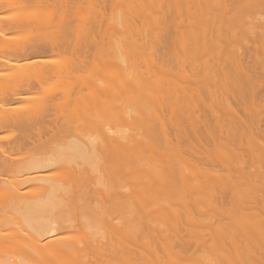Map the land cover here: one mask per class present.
I'll use <instances>...</instances> for the list:
<instances>
[{
  "label": "bare ground",
  "instance_id": "bare-ground-1",
  "mask_svg": "<svg viewBox=\"0 0 264 264\" xmlns=\"http://www.w3.org/2000/svg\"><path fill=\"white\" fill-rule=\"evenodd\" d=\"M141 1L0 0V264H264V0ZM246 7L261 9L258 24ZM117 9L134 11L119 26L135 29L131 51L142 65L124 58L126 69L99 79L102 65L115 71L121 62L122 45L106 49L117 26L105 23ZM120 90L127 96L116 104ZM141 133L145 140L134 138ZM60 139L90 165L70 173L60 165L68 172L59 176L57 153L32 156L48 145L57 152ZM27 155L46 175L12 172ZM202 182L206 194L187 200ZM176 202L181 215L172 213ZM205 204L203 223L196 213ZM58 206L124 212L91 216L107 235L79 227L83 238L56 225L54 213L45 217ZM206 236L221 260L204 259Z\"/></svg>",
  "mask_w": 264,
  "mask_h": 264
},
{
  "label": "rangeland",
  "instance_id": "rangeland-1",
  "mask_svg": "<svg viewBox=\"0 0 264 264\" xmlns=\"http://www.w3.org/2000/svg\"><path fill=\"white\" fill-rule=\"evenodd\" d=\"M139 1L142 2L141 0H139ZM139 1L136 0L135 3L139 2ZM140 2H139V3H140ZM143 2H144V1H143ZM143 2H142V3H143ZM145 2H146V1H145ZM139 3H138L137 5H135V6H139V5H140ZM142 3H141V4H142ZM123 7H124V6H123ZM248 7H249V6H248ZM121 8H122V7H121ZM250 8H251V6H250ZM250 8H247V7H246L247 11H246L245 8L243 9V10L245 11V12H244V11H243V12L246 14V16H247V14H248V15L250 14L249 17L247 16V17H248V18H247V19H248L247 21H250L249 18H251V20L253 19L254 21H256V20L262 15V13H264V10H263L262 13L260 12L261 15H260V14L258 15L257 12H258L259 10L261 11V9H258V8H255V9H254V7H253V9L249 10ZM124 9H125V7H124ZM122 10H123V8H122ZM122 10H121V9H117V10L114 11V13H113V12H110L111 10H110V11L108 10L107 14H108L109 12L112 13V14H110V13L108 14V15H110V16H108V17H109L108 20H107L108 22L106 21L107 24L105 23L106 28H107L108 26L110 27V28L108 27L109 30L112 29L111 26H112L113 28H114L115 26H117V28L115 27V28H116V31H115V32H114L115 29H114V30H113V29L111 30V31H113V33L111 32L112 35H111V34H110V35L113 36V37H112L113 39L111 38L112 40H111V39L108 40V44L106 43L108 48H106V49H109V50H110L109 47H111V49H112V47H113L112 50L115 51V50H114V49H115L114 46H116L117 48H118V46L121 47V48L124 47V49H122L123 54H122L121 56H120L121 52H119V51H121V50L118 49V51H116V52L118 53V55H117V56H118V57H117V58H118V62H120V61H121V62H120V63H117V61H116L117 59H116V60L114 59V61H116V63H117V64H115V65H118V64H119L117 68H116V67L114 68L115 71L111 70L112 68L110 69V66L108 67V66L105 65V67L108 68L107 70H106V68L104 67V65H102V68H100V67H101V66H100V67H99L100 69H98V70L96 71V74H97V75L95 74V76H96L97 78L101 77V78H99V79L105 78V80H106V77L109 75V73H110V75H112L113 72H115V76H116V75H117L116 70L119 68L120 64H122V65H121L122 68H123L124 65L127 64V66H128V64H130V63H133V65L136 64L138 67L140 66V64L142 65V63H140V62H141L140 57H137L138 54L136 55L134 52L131 51V43H132V38H131V37H132V34L135 33V29H134V31H132V29H126V30H124V29L122 28V26H121V27L119 26V25H121V24H124V25H125V20H127L129 17H132L131 15H133L132 12H134V11L132 10V11L130 12L131 15H129V14L127 15V14H126L125 12H123ZM248 10H249V12H248ZM118 11H119V12H118ZM121 11H122V12H121ZM127 11H130V10H127ZM250 11H251V12L253 11L254 13H255V12H256V13L254 14V13L252 12V14H253V15H252V14L250 13ZM127 13H128V12H127ZM244 13H243V16H242V17H245ZM258 13H259V12H258ZM111 15H112V16H111ZM256 15H257V16H256ZM263 15H264V14H263ZM250 16H251V17H250ZM258 16H259V17H258ZM112 17H113L114 21H113L112 19H110V18H112ZM252 17H253V18H252ZM257 17H258V18H257ZM263 17H264V16H261L258 20L262 19ZM126 18H127V19H126ZM254 18H255V19H254ZM129 19H130V18H129ZM109 20H112L113 22H112V21L109 22ZM242 20H244V18H243ZM258 20L256 21L257 23H256V22H253V24H254V23L258 24V22H259ZM129 21H130V20H129ZM245 21H246V20H245ZM116 22H118V23L113 25V23H116ZM119 22H122V23H119ZM126 22L128 23V20H127ZM111 23H112V24H111ZM108 24H109V25H108ZM107 25H108V26H107ZM110 25H111V26H110ZM126 25H127V24H126ZM128 25H129V24H128ZM124 28H126V27H124ZM127 28H128V27H127ZM107 33H108V31H107ZM108 35H109V34H108ZM106 36H107V35H106ZM106 36H105V37H106ZM111 36H110V37H111ZM110 37H109V38H110ZM107 38H108V36H107ZM105 39H106V38H105ZM113 40H114V41H113ZM105 41H106V40H105ZM109 41L112 43L111 45L109 44ZM106 42H107V41H106ZM115 42H116V43H115ZM118 42H119V45H118ZM114 43H115V44H114ZM108 45H109V46H108ZM112 45H113V46H112ZM121 45H122L123 47H122ZM116 50H117V49H116ZM123 50H124L125 52H124ZM113 51H112V52H113ZM108 52H109V51H108ZM131 52H132V53H131ZM110 53H111V51H110ZM113 53H115V52H113ZM125 53H126V54H125ZM111 54H112V53H111ZM124 54H125V57H124ZM131 54H135L134 57H133V55L131 56ZM115 55H116V54H115ZM128 56H129V57H128ZM112 57H114V54H112ZM115 57H116V56H115ZM115 57H114V58H115ZM119 58H120V60H119ZM124 58H125L128 62H126ZM138 58H139V59H138ZM112 60H113V59H112ZM122 60H124L123 63H122ZM125 62H126V64H125ZM136 65H135V66H136ZM130 66H132V64H130L129 67H130ZM111 67H112V66H111ZM125 67H126V66H124V68H125ZM119 69H120V68H119ZM125 69H126V68H125ZM125 69H124V70H125ZM128 69H129V68H128ZM110 70H111V72H110ZM117 72H118V71H117ZM120 72L122 73L121 70H120ZM120 72H119V73H120ZM125 72H126V71H125ZM129 72H131V69H130V71L127 70V73H126V74H130ZM121 73H120V74H121ZM123 73H124V72H123ZM126 74H125V75H126ZM110 75H109V76H110ZM109 76H108V77H109ZM113 76H114V75H113ZM115 76H114V78H115ZM121 76H124V74H121ZM137 76H138V75H137ZM109 79L112 80L113 77H112V78L110 77ZM173 79H174V78H173ZM134 80H135V79H134ZM138 80H139V79H138ZM141 80H142V79H141ZM174 80H175V79H174ZM176 80H177V78H176ZM135 81H137V79H136ZM177 81H179V79H178ZM177 81H176V82H177ZM139 82H140V81H139ZM174 82H175V81H174ZM177 83H178V82H177ZM174 84H175V83H174ZM149 89H150V88H149ZM152 89H153V88H152ZM150 90H151V89H150ZM169 90H170V89H169ZM120 91H122V90H120ZM120 91H119V92H118V91H115L116 93H118V95H116V97H114V98L116 99V102H117L118 100L122 99V100H120V102H119V103H122V102H123V98H126L127 95H124L123 91H122V92H120ZM150 92H151V91H150ZM163 92H167V91H163ZM116 93H114V94H116ZM120 93H121V94H120ZM147 93H148V94H151V93H149L148 91H147ZM152 93H153V92H152ZM114 94H110V95H111V96H112V95L115 96ZM119 94H120V95H119ZM110 95H109V96H110ZM124 96H125V97H124ZM112 98H113V97H109V98L107 97V100H112ZM114 98H113V101H114ZM125 100H126V99H125ZM125 100H124V101H125ZM113 101H110V102L112 103ZM121 101H122V102H121ZM104 102H107V101H106V98H105V101H104ZM108 102H109V101H108ZM116 102H115V103H116ZM116 104H118V102H117ZM135 106H136V108H137V107H139L140 105H139V104H136ZM133 107H134V106H133ZM133 107H132V108H133ZM140 108H141V106H140L139 108H137V109H138L137 111L141 110ZM133 110H134V109H131V111L133 112V113H131V114H132V115L135 114V116L138 118V116H137L138 114L136 115V113H137V112H136V109H135V111H133ZM139 112H140V111H139ZM141 112H142V111H141ZM158 112L160 113V111H157V113H158ZM149 114H150V113H149ZM149 114H147L148 117H146V115H145V118H146V119H144V120H148V118H149V121H150V120H152V119L154 118V116L149 117ZM155 114H156V113L154 112V113H152L151 115H155ZM139 115H140V114H139ZM142 115H144V114H142ZM142 115H141V117H142ZM156 115H157V114H156ZM132 117H133V116H132ZM141 117H140L139 119H141ZM155 117H156V119L158 118L157 116H155ZM134 118H135V117H134ZM143 118H144V117H143ZM143 118H142V119H143ZM150 118H151V119H150ZM154 119H155V118H154ZM156 119H155V120H156ZM134 122H138L136 118L134 119ZM124 123H125V122H122V121H121L120 124H123V125H124ZM125 124H127V123H125ZM133 124H134V123H133ZM135 124H137V123H135ZM114 125H116V123H115ZM123 125H120V126L123 127ZM129 125H131V126H129ZM129 125L127 124V126H129V129H128V128L126 129V127H127L126 125H125L126 127H125L124 129L128 130L127 132L129 133V132H130V128H131V127H134V128H131V131H132V133H133V131H135L133 135H135V133H136V135H137V134L139 133L138 128H136L137 126H136V125H135L136 127H135V126H132V122L129 123ZM117 126H119V125L117 124ZM122 127H118V128H122ZM114 128H116V127L114 126ZM133 129H134V130H133ZM136 129H137V130H136ZM116 130H118V129H116ZM120 130H123V129H120ZM136 131H138V132H136ZM141 131L143 132V135H144L145 137H147V138L149 137L148 134H147L146 132H145V134H144V130L141 129ZM130 134H131V132H130ZM146 134H147V135H146ZM140 135H141V138H138V137H136V136H134V138H137L138 140H139V139H143V140L146 139V138L144 139V138L142 137V133H141ZM0 136H1V135H0ZM137 136H139V134H138ZM132 137H133V136H132ZM139 137H140V136H139ZM67 138H69V137H67ZM67 138H66V139H67ZM134 138H132V139H134ZM63 139H64V138H63ZM63 139H62V140H61V139L58 140V142H59V141L63 142ZM66 139H64V140H66ZM70 140H71V139H70ZM70 140L68 139V140H66V141L68 142V141H70ZM0 141H1V140H0ZM56 141H57V140H56ZM56 141H55V142H56ZM61 142H60V143H61ZM67 142L64 141L63 143H61V145H60V143H57V144L53 143L54 146L58 145V146H56L57 148L55 147V148L53 149V150H55V149L57 150V152H55V153H54V151H52V147H51V146H50L51 149L49 150L50 147H49V145H48V146L42 148V149L39 151L40 153H39V152L37 153V154H39V155H37V154H36V155H33V154H32V156H33L34 158H39V157H44V158H45V157H47L48 159H50V157H48L46 154L51 155V154H49L50 151H51V153L53 154V157H55L54 155L57 153L56 161L54 160L55 158H52V156H51V160H54V161L56 162V164H54L53 167H54V166H58V168H57L58 171L60 170V169H59V168L61 167L60 165H62L63 167H64V165H65L66 167H70V169L68 168L69 172H68V170H66L67 168H66L65 170H63V171L60 170L59 176L62 175V173H63V174H64V173L66 174L67 172L70 173L71 171H74L73 168H75V169H80V168H84L85 166L90 165L89 160L87 159V160H88V161H87V160L85 159L84 155L79 154V153H75L74 151L68 149ZM0 143H1V144H2V143L5 144L4 141H3V142L1 141ZM64 143H65V144H64ZM53 144H52V146H53ZM62 144H63V145H62ZM54 146H53V147H54ZM48 147H49V148H48ZM45 149H46L47 152L45 151ZM61 149H62V151L60 152ZM43 150H44V151H43ZM48 150H49V151H48ZM41 152H44V154H42ZM62 152H63V153H62ZM58 153H59V155H58ZM134 153H135V155H136V152H134ZM134 153H132V154L134 155ZM40 154L43 155V156H41ZM70 154H71V156H70ZM45 155H46V156H45ZM65 155H66V156H65ZM158 155H159V154H158ZM160 155H161V154H160ZM30 156H31V155H27V157H25L23 160H20L21 162L19 161V162H17V165H14V166H16V168H15V172H16V171L19 172L18 174L15 173L14 171H12V172H13L14 174H16V175H23V177H25V176H26V177H28V176H32V177H33L36 173H38V174L36 175V177H37V176L39 175V173H41V172H42V173H41L40 176H43L42 174L46 175V174H45V170H43V171H41V172H40V171L37 172V171L32 170V168L30 167V163H31V161H32L31 159H33V157H32V156L30 157ZM60 156H61V157H60ZM75 156H76V157H75ZM155 156L157 157V155H155ZM29 157H30V158H29ZM159 157L162 158V156H159ZM159 157H157V158H159ZM27 158H28V159H27ZM47 158H45V159H47ZM62 158H63V159H62ZM151 158H153V157H151ZM26 159H27V160H26ZM42 159H43V158H42ZM73 159H74V161H72ZM154 159H155V160H158V159H156V158H153V160H154ZM77 160H78V161H77ZM79 160H80V161H79ZM83 161H84V162H83ZM60 162H61V163H60ZM62 162H64V163L62 164ZM66 162H67L68 164H66ZM78 162H79V163H78ZM81 162H82V165H81ZM19 163H21V166H20V167L18 166V165H20ZM57 163H58V164H57ZM69 163H70V164H69ZM83 163H84L85 166L83 165ZM75 164H76V165H75ZM79 164H80V165H79ZM72 165H74V166H72ZM23 166H24L25 168H24ZM53 167H50V168H52V170L50 169V171H48L49 168H48V170L46 169V173L48 172V176H49V174L51 175V172H53L54 170H55V171L57 170L56 168H54V170H53ZM72 167H73V168H72ZM77 167H79V168H77ZM19 168L22 170V172H25V173H22L21 171H18V170H20ZM61 168H62V167H61ZM62 169H64V168H62ZM92 169H93V168H92ZM31 170H32L33 172H32ZM70 170H71V171H70ZM27 172H28V173H27ZM49 172H50V173H49ZM26 173H27V174H26ZM56 173H57V171H56ZM24 174H25V175H24ZM53 174H54V172H53ZM20 177L23 178L22 176H19V178H20ZM56 177H58V174L56 175ZM28 178H29V177H28ZM42 178H46V177L44 176V177H42ZM50 178L52 179V177L49 176L48 179H50ZM25 179H26V178H25ZM53 179H54V177H53ZM132 179H133V178H132ZM132 179H131V181H130L131 183L129 182V183H130V184H129V187H130V188H132V186H131V184H132ZM129 180H130V178H129ZM133 182H134V181H133ZM204 182H205V181H204ZM204 182L200 183L199 186H195V190H194V191L192 190L193 192H190L189 189H188L189 191L186 189L188 193H186V191H185L184 193H185L186 195H188V196H187V200H188V197H189V196L191 197V195L194 196V197L197 196V198H198V195H199V194H200L201 196H203V195L206 194L207 191H205V189H206V185H207L208 183H204ZM203 183H204V185L206 184L205 187H204V185H201V184H203ZM148 186H149V185H148ZM27 188H28V187H27ZM27 188L25 187L24 189H26V191H28ZM148 188H149V187H147V189H146V190H147V193H148ZM24 189H22V192L25 191ZM149 190H150V191L152 190V189H151V186H150ZM150 191H149V194L151 193ZM14 192H16V191L14 190ZM14 192H13V194H14ZM184 193H182L183 195H182V194H181V195L185 197ZM203 193H205V194H203ZM15 194H17V192H16ZM200 195H199V196H200ZM13 196H14V195H13ZM16 196H17V195H16ZM150 196H151V194H150ZM185 198H186V197H185ZM144 199H145V198H144ZM144 199H143V200H144ZM148 199H149V198H148ZM148 199H146L147 202H148ZM183 199H184V198H183ZM140 200H142V197H141ZM184 200H185V199H184ZM191 200H192V199H191ZM191 200L189 199V201H191ZM175 201H177V200H175ZM141 202H142V201H141ZM147 202H143V204H144V203L146 204ZM173 202H174V201H173ZM173 202H172V203H173ZM187 202H188V201H187ZM177 203H178V202H176V204H177ZM181 203H182V202H181ZM181 203L179 202L178 204H180V205L178 206V204H177V205H176L177 207H175V209L173 208L174 210L172 209L173 206L171 207L172 204L169 206V207H171V210L174 211V212L172 211L173 214H175V215H181L182 213H184V206H183V204H181ZM141 204H142V203H141ZM173 204H174V206H175V202H174ZM138 205H140L139 202H138ZM181 205H182L183 207H182ZM205 205H206V204H205ZM205 205L202 206L203 209H202L201 207L199 208V209L201 210V211L199 210V212H204V213H200L199 215H197V213H196V216H200V217H201V219H199V217H198V219L201 220V222H203V223H204V221H202V218H203L204 216L206 217L205 213L207 214V213H209V211H210V210L208 209L207 205H206V206H205ZM141 206H142V205H141ZM167 206H168V205H167ZM204 206H205V207H204ZM14 207H16V208H14ZM20 207H22V206H20L18 203H14V204H12V209L14 208V209L12 210V213L15 214L16 217H18V218H16V219H19V218H20L19 215H18V214H19L18 211L20 210ZM53 208H56V209H54L55 211H57L56 214H57V213L65 214V211H66V210L64 211L63 209H61L62 207L60 208V206H58V207H53ZM204 208H205V209H204ZM207 209H208V210H207ZM54 210L51 208V210L47 211V212H50V213H49V214L47 213V215H45V217L48 216V215H49V217H50V216L52 217V213H54L52 219L55 220V218H56V220L54 221V220H52L51 218L48 219V217H46L48 220H52V221H54L55 224H56V223H57V224L59 223L60 225H58V226H62V227H65V226H66L67 228L70 226L69 229H68V232H69V233H70V232L72 233L73 230H74V231L77 232V234H79L78 232H80L79 235H80L81 237H83V236H82L83 234H82L81 232L84 231V233H85L84 236L88 235V234H86V233L88 232V233H90L91 235L95 236L94 238H96V237L99 235L97 238H100V239H102L103 235H107L106 233H104V232H106V230H105V227H106V226H105V224H104V225H103V224H100V223H101V220H100L99 223L94 222V221L97 220V219L95 218V220H93V218H92L91 216H95L96 214H104V215H107L108 213H112V214H114L113 216L115 217V215H117V216H118V215H122V213L124 212V211H121V210H117V209L115 210V209H112V208H109V207L107 208V207L101 206V207H99V208H98V207H97V208L94 207L93 210H87V211H86L85 209H80V210H78V211L72 212L73 214H71V212H70V214H71L72 216H71L70 214H67V212H66L65 216L59 217L60 215H58V214L55 215V211H54ZM60 210H62V211H60ZM156 210H157V209H156ZM204 210H205V211H204ZM62 212H63V213H62ZM85 212H86L87 214H86ZM154 212H155V209H154ZM196 212H198V211H196ZM199 212H198V213H199ZM84 213H85V214H84ZM202 214L204 215L203 217H202ZM66 215H68V216H66ZM54 216H55V217H54ZM57 216H58V217H57ZM70 216H71V218H70ZM182 216H183V215H182ZM66 217H67V218H66ZM84 217H85V218H84ZM59 218H61L62 220L59 219ZM20 219H21V218H20ZM57 219H59V220H57ZM99 219H101V218H99ZM203 219H204V218H203ZM21 220H22V219H21ZM21 220H20V221H21ZM85 220H86V221H85ZM199 220L196 219V222L199 221ZM204 220H205V219H204ZM84 221H85V223H84ZM87 221H88V223H87ZM199 223H200V221H199ZM57 224H56V225H57ZM84 224H85V225H84ZM88 224H89V225H88ZM83 225H84V226H83ZM201 225H202V224H201ZM81 226H82V227H81ZM87 226H89V227H87ZM100 226H101V227H100ZM197 226H199L198 223H197ZM202 226H203V225H202ZM202 226H201V227H202ZM66 227H65V229H66ZM72 227H74V228H72ZM79 227L81 228L82 231L80 230ZM83 227H85V229H84ZM92 227H94V228H92ZM96 227H97V228H96ZM199 227H200V226H199ZM77 228H78V229H77ZM88 228H89V229H88ZM90 228H92V229H90ZM71 229H72V230H71ZM87 229H88V230H87ZM93 229H94V230H93ZM196 229H198V231L201 230V229L203 230V227H202V228H197V227H196ZM69 230H71V231H69ZM90 230H91V231H90ZM96 230H97V232H96ZM99 230H100V231H99ZM165 230H166V229H165ZM85 231H86V232H85ZM93 231H95L96 234H94ZM98 231H99V232H98ZM135 231H136V229H135ZM203 232H204V231H203ZM81 234H82V235H81ZM90 234H89L88 237L91 236ZM101 235H102V237H101ZM136 235H137V234H136ZM137 236H138V235H137ZM207 236H208V235H207ZM207 236H206V238H207L208 243L205 244V243L207 242V241H206V242H204V244L207 246V250H209V251H207V253L211 254V253H210V251H211L212 254H211V255L206 254L205 256H207V257L209 256V257L206 258V257L204 256V259H206V260H207V259H210V257H211V256L213 255V253H214L215 256L213 255L212 258H211V259L213 260V258H215V257L217 258V257H218L217 255H219V254H221V253H219V254L215 253L214 251L217 250V249L215 250V248H214V251H213V249H212L213 247L210 245V244H212V242H210V240H209L210 238L207 237ZM91 237H92V236H91ZM104 237H108V236H104ZM139 237H140V236H139ZM83 238H84V237H83ZM108 238H109V237H108ZM106 239H107V238H106ZM104 240H105V238H104ZM105 242H106V240H105ZM208 244H209V245H208ZM208 248H210V249H208ZM1 249H2V248H0V252L2 251ZM2 253H3V252H2ZM2 253H0V254H1V255H0V256H1L0 259L3 257ZM13 254H15V252H12V253H11V258H12V259H14L15 257L17 258V256H18V252H16L15 256H14ZM13 256H14V257H13ZM219 257H221V256H219ZM219 257H218V258H219ZM202 258H203V257H202ZM218 258H217V259H218ZM217 259H216V261H217ZM40 260H41V259H39V258L35 259L34 261L31 260L33 263L29 260V263L31 262L30 264H35V263H34L35 261H36V264H44V263H46L45 261L42 262V261H40ZM219 260H221V259L219 258ZM241 260H242V259H241ZM245 260L248 261L246 258H245V259L243 258V260H242L239 264H249V263L246 262ZM210 261H211V260H210ZM214 261H215V259H214ZM216 261H215V262H216ZM178 262H179V263L181 262L180 264H188V263H189V264H197L196 262H198V261H195V262H194V261H193V262H192V261H189V262H188V259H187L186 261H178ZM187 262H188V263H187ZM191 262H192V263H191ZM199 262H201V261H199ZM199 262H198V264H200ZM235 262L237 263V262H239V261H234L233 263H235ZM201 263H202V262H201ZM175 264H176V263H175ZM177 264H178V263H177ZM213 264H214V263H213Z\"/></svg>",
  "mask_w": 264,
  "mask_h": 264
}]
</instances>
